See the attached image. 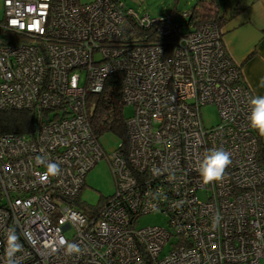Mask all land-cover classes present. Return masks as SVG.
I'll use <instances>...</instances> for the list:
<instances>
[{
    "label": "built area",
    "instance_id": "1",
    "mask_svg": "<svg viewBox=\"0 0 264 264\" xmlns=\"http://www.w3.org/2000/svg\"><path fill=\"white\" fill-rule=\"evenodd\" d=\"M0 1V110L30 115L28 131L0 132V264L13 230L16 264H264L253 96L215 23L118 0ZM115 73L132 114L126 143L106 154L88 97ZM205 105L217 109L210 127ZM219 148L231 164L204 185L198 162ZM102 158L115 192L89 205L79 194ZM49 162L58 175L45 177ZM152 212L166 225L137 226Z\"/></svg>",
    "mask_w": 264,
    "mask_h": 264
},
{
    "label": "trees",
    "instance_id": "2",
    "mask_svg": "<svg viewBox=\"0 0 264 264\" xmlns=\"http://www.w3.org/2000/svg\"><path fill=\"white\" fill-rule=\"evenodd\" d=\"M219 4L220 0L219 2L216 0H198L189 11L190 20L196 18L195 21L199 22L211 21L220 29L222 36V27L226 19L220 12ZM121 88V75L115 73L106 79L101 92L89 95V124L94 136L100 137L110 132L125 144L127 141L126 117L124 115V104L121 99ZM29 126L30 115L28 112L0 110V132L23 133L28 131ZM254 133L258 139V162L264 168V148L261 135L256 130Z\"/></svg>",
    "mask_w": 264,
    "mask_h": 264
},
{
    "label": "crops",
    "instance_id": "3",
    "mask_svg": "<svg viewBox=\"0 0 264 264\" xmlns=\"http://www.w3.org/2000/svg\"><path fill=\"white\" fill-rule=\"evenodd\" d=\"M223 45L252 96L264 95V0H226ZM264 148V136H261Z\"/></svg>",
    "mask_w": 264,
    "mask_h": 264
},
{
    "label": "rangeland",
    "instance_id": "4",
    "mask_svg": "<svg viewBox=\"0 0 264 264\" xmlns=\"http://www.w3.org/2000/svg\"><path fill=\"white\" fill-rule=\"evenodd\" d=\"M122 2L126 8L134 10L139 15L148 14L153 18H160L166 12L174 9L176 12H189L192 6L198 0H118ZM219 2V0H216ZM226 0H220L218 7L222 8ZM3 17V7L0 1V20ZM132 114V107L124 106V115L129 117ZM201 116L204 126L210 127L218 122L217 109L214 106L205 105L201 108ZM102 150L106 154H110L116 149L121 140L113 133H105L98 138ZM115 192V183L107 161L102 158L99 160L85 177V185L79 194V199L89 205H97L103 199ZM148 225L165 226V217L160 212H152L140 216L137 226L143 227Z\"/></svg>",
    "mask_w": 264,
    "mask_h": 264
},
{
    "label": "clouds",
    "instance_id": "5",
    "mask_svg": "<svg viewBox=\"0 0 264 264\" xmlns=\"http://www.w3.org/2000/svg\"><path fill=\"white\" fill-rule=\"evenodd\" d=\"M249 115L247 117L251 128L255 129L261 136H264V95L253 96L249 99ZM231 164L230 153L222 148L213 149L206 154L202 160L198 162L196 171L199 173L200 179L204 185L212 182L221 181L224 178L226 168ZM60 172L58 163L49 162L45 177L56 176ZM219 215L215 217V222H219ZM66 244V254H73L80 252V246L76 243ZM21 245L18 242V237L15 231H10L6 241V255L8 257V264H16L13 257L21 250Z\"/></svg>",
    "mask_w": 264,
    "mask_h": 264
}]
</instances>
